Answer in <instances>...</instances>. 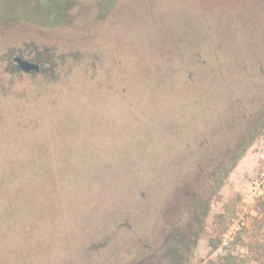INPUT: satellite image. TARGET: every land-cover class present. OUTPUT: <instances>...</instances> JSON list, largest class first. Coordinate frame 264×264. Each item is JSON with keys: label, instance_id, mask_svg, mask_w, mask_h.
Returning a JSON list of instances; mask_svg holds the SVG:
<instances>
[{"label": "rangeland", "instance_id": "obj_1", "mask_svg": "<svg viewBox=\"0 0 264 264\" xmlns=\"http://www.w3.org/2000/svg\"><path fill=\"white\" fill-rule=\"evenodd\" d=\"M261 113L264 0H0V264H264Z\"/></svg>", "mask_w": 264, "mask_h": 264}, {"label": "trees", "instance_id": "obj_2", "mask_svg": "<svg viewBox=\"0 0 264 264\" xmlns=\"http://www.w3.org/2000/svg\"><path fill=\"white\" fill-rule=\"evenodd\" d=\"M254 130L253 135H249L244 138L242 144L238 148V152L233 154L231 157L228 158L225 162H223L219 167L218 172L215 174V189L214 191H218L221 186L225 183L227 178L230 176L232 170L235 168L238 160L240 157L245 153L248 146L254 141V139L262 132L264 129V113H261L254 122ZM210 211V200L207 202H203L200 200H195L191 210H190V221L192 225H194L197 229L195 230L196 235L203 230L205 225L206 217ZM221 241L218 242H211L210 246L212 249H218L220 246Z\"/></svg>", "mask_w": 264, "mask_h": 264}, {"label": "water", "instance_id": "obj_3", "mask_svg": "<svg viewBox=\"0 0 264 264\" xmlns=\"http://www.w3.org/2000/svg\"><path fill=\"white\" fill-rule=\"evenodd\" d=\"M16 61L18 63V66L26 72L37 71L40 69L39 63L35 61L33 62V61L26 60L20 57H17Z\"/></svg>", "mask_w": 264, "mask_h": 264}, {"label": "built area", "instance_id": "obj_4", "mask_svg": "<svg viewBox=\"0 0 264 264\" xmlns=\"http://www.w3.org/2000/svg\"><path fill=\"white\" fill-rule=\"evenodd\" d=\"M255 188L260 190L264 188V174L255 182Z\"/></svg>", "mask_w": 264, "mask_h": 264}]
</instances>
